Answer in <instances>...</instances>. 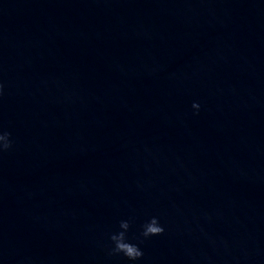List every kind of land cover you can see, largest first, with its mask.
Wrapping results in <instances>:
<instances>
[{
  "label": "water",
  "instance_id": "1",
  "mask_svg": "<svg viewBox=\"0 0 264 264\" xmlns=\"http://www.w3.org/2000/svg\"><path fill=\"white\" fill-rule=\"evenodd\" d=\"M0 85V264H264V0H0Z\"/></svg>",
  "mask_w": 264,
  "mask_h": 264
},
{
  "label": "clouds",
  "instance_id": "2",
  "mask_svg": "<svg viewBox=\"0 0 264 264\" xmlns=\"http://www.w3.org/2000/svg\"><path fill=\"white\" fill-rule=\"evenodd\" d=\"M0 95H3V86L0 85ZM194 111L199 113V104L192 105ZM13 147L11 135L7 132H0V153L7 152ZM119 231L111 235L112 244L111 255H122L130 264H138L144 259V252L141 250L140 243H133L129 240L128 232L130 223L122 221L119 225ZM165 233L164 227L161 225L158 218H151L142 226L141 236L143 240H148L153 237L163 236Z\"/></svg>",
  "mask_w": 264,
  "mask_h": 264
}]
</instances>
